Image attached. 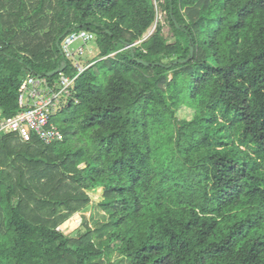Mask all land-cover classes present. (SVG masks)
Instances as JSON below:
<instances>
[{
	"label": "trees",
	"instance_id": "16d2710c",
	"mask_svg": "<svg viewBox=\"0 0 264 264\" xmlns=\"http://www.w3.org/2000/svg\"><path fill=\"white\" fill-rule=\"evenodd\" d=\"M159 5L173 43L160 24L142 40L152 0H0V114L26 73L74 74L68 33L100 56L56 112L62 141L0 135V264H264V169L211 140L231 117L264 161V0ZM91 202L106 221L60 229Z\"/></svg>",
	"mask_w": 264,
	"mask_h": 264
},
{
	"label": "built area",
	"instance_id": "2783aa9c",
	"mask_svg": "<svg viewBox=\"0 0 264 264\" xmlns=\"http://www.w3.org/2000/svg\"><path fill=\"white\" fill-rule=\"evenodd\" d=\"M94 39L92 32L79 29L68 33L61 41V52L74 69L73 75L61 69L53 78L32 73L22 77L17 97L19 110L12 115L0 114V135L14 134L24 142L36 138L46 145L63 140V132L52 116L62 101L71 96L77 77L92 64L86 56L91 52Z\"/></svg>",
	"mask_w": 264,
	"mask_h": 264
},
{
	"label": "rangeland",
	"instance_id": "374dc122",
	"mask_svg": "<svg viewBox=\"0 0 264 264\" xmlns=\"http://www.w3.org/2000/svg\"><path fill=\"white\" fill-rule=\"evenodd\" d=\"M161 1L162 0H152L155 12L154 20L150 27L144 33L142 40H144V38H146L147 36L149 37V34H152L155 31L157 25L160 24L162 25V31L164 36L166 37V42L173 43L175 41V37L165 19L164 12L161 11L159 5ZM76 44H79V41ZM86 58L88 62L91 63L100 58L98 49L96 48L94 42L92 43L91 52L87 54ZM168 77L171 78L172 73H169ZM176 111V116L181 120H190L193 116L192 111L186 107H181ZM52 119L53 122L61 127L62 114L55 113L53 114ZM223 121L224 123L221 130L216 132L211 138L212 141H216V138L221 137L223 143H226V146L223 145L222 147H218V149L226 148L230 150V148L234 146L238 147L240 151L243 152V155H247L248 157L250 156L253 159L250 162V165H252L255 161V163L259 164L256 165V167H258L257 171H263L264 161L262 160V158H260L259 153L256 152L254 144L249 141L248 138H245L243 136L240 123L233 121L231 117L229 119H226L220 115L218 122L222 123ZM214 128L215 129H213V132L217 131L219 129V124ZM106 220L107 215L105 214V212L100 207H98L97 203L91 202L85 209L77 212L69 219H67L60 226V229L70 232L71 235H76L84 231L86 223L91 227H96ZM112 260L114 262H117V264H129L128 261L125 258H122L118 253L113 254Z\"/></svg>",
	"mask_w": 264,
	"mask_h": 264
},
{
	"label": "water",
	"instance_id": "95a60500",
	"mask_svg": "<svg viewBox=\"0 0 264 264\" xmlns=\"http://www.w3.org/2000/svg\"><path fill=\"white\" fill-rule=\"evenodd\" d=\"M150 35H151V33H150ZM54 72H57V70H54L53 73H54Z\"/></svg>",
	"mask_w": 264,
	"mask_h": 264
}]
</instances>
